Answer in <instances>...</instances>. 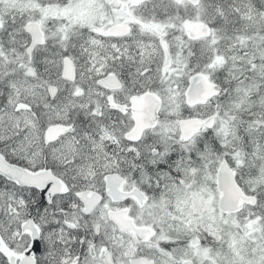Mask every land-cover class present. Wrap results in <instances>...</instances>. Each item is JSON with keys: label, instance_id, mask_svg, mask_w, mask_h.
<instances>
[{"label": "snow or ice", "instance_id": "1", "mask_svg": "<svg viewBox=\"0 0 264 264\" xmlns=\"http://www.w3.org/2000/svg\"><path fill=\"white\" fill-rule=\"evenodd\" d=\"M0 264H264V0H0Z\"/></svg>", "mask_w": 264, "mask_h": 264}]
</instances>
